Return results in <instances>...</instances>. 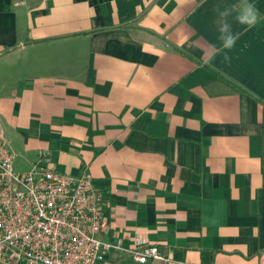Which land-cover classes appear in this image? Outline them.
<instances>
[{
  "label": "crops",
  "instance_id": "obj_1",
  "mask_svg": "<svg viewBox=\"0 0 264 264\" xmlns=\"http://www.w3.org/2000/svg\"><path fill=\"white\" fill-rule=\"evenodd\" d=\"M0 0V133L13 169L88 172L104 243L145 264H264V0ZM18 168H23L19 170ZM100 264H137L110 251Z\"/></svg>",
  "mask_w": 264,
  "mask_h": 264
},
{
  "label": "built area",
  "instance_id": "obj_2",
  "mask_svg": "<svg viewBox=\"0 0 264 264\" xmlns=\"http://www.w3.org/2000/svg\"><path fill=\"white\" fill-rule=\"evenodd\" d=\"M1 138L0 133V264H100L110 251L137 264L164 259L142 239L128 248L100 240L108 223L88 172H17Z\"/></svg>",
  "mask_w": 264,
  "mask_h": 264
},
{
  "label": "clouds",
  "instance_id": "obj_3",
  "mask_svg": "<svg viewBox=\"0 0 264 264\" xmlns=\"http://www.w3.org/2000/svg\"><path fill=\"white\" fill-rule=\"evenodd\" d=\"M220 17V28H219V37L221 45L216 50L218 52L223 51L224 61L230 62V57L227 52L232 50L236 44L237 35L232 31V25L228 22V17L233 13L237 12L235 21L240 25H245L248 28H252L257 24L259 13L256 7L249 3L248 0H241V3L238 6H230L224 8L222 11L217 9Z\"/></svg>",
  "mask_w": 264,
  "mask_h": 264
},
{
  "label": "rangeland",
  "instance_id": "obj_4",
  "mask_svg": "<svg viewBox=\"0 0 264 264\" xmlns=\"http://www.w3.org/2000/svg\"><path fill=\"white\" fill-rule=\"evenodd\" d=\"M19 170H23V168H18ZM30 171V170H29Z\"/></svg>",
  "mask_w": 264,
  "mask_h": 264
}]
</instances>
